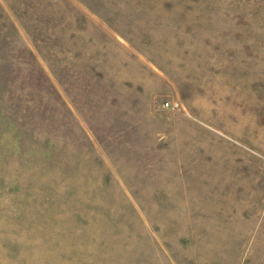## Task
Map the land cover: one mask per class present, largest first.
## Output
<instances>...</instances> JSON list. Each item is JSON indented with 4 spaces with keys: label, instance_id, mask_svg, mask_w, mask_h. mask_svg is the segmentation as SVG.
Segmentation results:
<instances>
[{
    "label": "rangeland",
    "instance_id": "1",
    "mask_svg": "<svg viewBox=\"0 0 264 264\" xmlns=\"http://www.w3.org/2000/svg\"><path fill=\"white\" fill-rule=\"evenodd\" d=\"M0 264H264V0H0Z\"/></svg>",
    "mask_w": 264,
    "mask_h": 264
},
{
    "label": "built area",
    "instance_id": "2",
    "mask_svg": "<svg viewBox=\"0 0 264 264\" xmlns=\"http://www.w3.org/2000/svg\"><path fill=\"white\" fill-rule=\"evenodd\" d=\"M164 105L167 106V107H169L170 105L173 106V104H171L169 101L164 102Z\"/></svg>",
    "mask_w": 264,
    "mask_h": 264
}]
</instances>
